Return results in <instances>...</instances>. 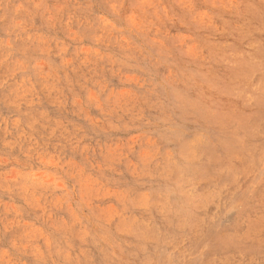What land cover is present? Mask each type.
<instances>
[{
  "label": "clouds",
  "instance_id": "obj_1",
  "mask_svg": "<svg viewBox=\"0 0 264 264\" xmlns=\"http://www.w3.org/2000/svg\"><path fill=\"white\" fill-rule=\"evenodd\" d=\"M0 264H264V0H0Z\"/></svg>",
  "mask_w": 264,
  "mask_h": 264
}]
</instances>
